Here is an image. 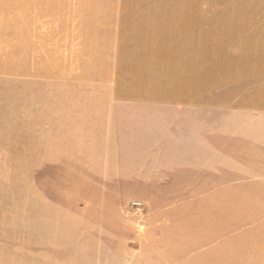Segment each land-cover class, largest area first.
<instances>
[{"label": "rangeland", "instance_id": "obj_1", "mask_svg": "<svg viewBox=\"0 0 264 264\" xmlns=\"http://www.w3.org/2000/svg\"><path fill=\"white\" fill-rule=\"evenodd\" d=\"M122 1L126 0H0V264H172L183 257L188 258L182 264H232L236 255L242 262L250 238L255 242L256 236L264 238L247 229L263 214L259 205L252 209L248 205L260 202H242L240 192L199 190L201 185H217V160L192 180L198 190L166 189L154 198V192L136 189L154 178L144 169L146 161L153 160L149 152L154 143L147 136L178 131L213 137L218 120L222 125L234 118L219 110L216 102L192 109L185 106L184 112L114 111L110 158L96 160L98 171L101 161L107 163V173L81 174L77 171L84 160L49 158L57 150L41 144L40 116L56 100L46 84L74 68L111 66L116 58L110 61V53L102 56L100 50L110 52L113 46L118 32L108 23L109 13ZM148 4L176 6L178 13L191 12V17L206 13L208 50L203 60L209 58L208 70L213 73L226 66L225 71L238 70L242 61L264 57V0H143L139 6ZM123 45L120 42L118 54ZM250 66L263 69V63ZM21 76H26L27 87L43 88L38 95H27V127L19 125L24 121L18 95ZM143 113L146 137L138 142L131 126L137 119L142 121ZM156 113L161 115L160 130L151 127ZM49 121L44 119V124ZM123 125L129 126L127 140L120 136ZM198 196L204 199L163 211L183 197ZM119 202H128L123 217ZM145 202L157 203L149 207ZM81 204L88 205L84 216L78 215ZM156 219L161 223L156 224ZM240 230L236 239L221 240L222 235ZM195 251L199 253L191 257Z\"/></svg>", "mask_w": 264, "mask_h": 264}, {"label": "crops", "instance_id": "obj_2", "mask_svg": "<svg viewBox=\"0 0 264 264\" xmlns=\"http://www.w3.org/2000/svg\"><path fill=\"white\" fill-rule=\"evenodd\" d=\"M142 1H122L120 7L109 13L108 23L118 33L113 35L110 52H100L103 53L102 56L110 53V61L116 58L111 66L101 69L90 66L89 70L74 68L63 72L62 77L58 76L47 82L46 89L55 96L56 101L42 110L41 144L49 143L57 150L56 155L49 158L84 160L78 173H107V163L101 161V171H98L96 160L110 158L108 147L112 142V121L116 116L114 111L127 112L131 108L138 112H158L162 109L184 112L187 107L199 108L209 102H216L219 110H226L234 118L222 125L221 120H218V132L213 137L203 133L181 134L178 131L164 137L159 134L147 136V141L154 143L149 152L152 153L153 160L146 161L144 169L151 172L154 178L152 182L136 189L154 192V198L166 189L181 192L198 190L192 180L202 176L203 170L207 172L214 164L212 160H217V185H206L204 188L201 185L199 190L240 192L239 199L242 202H260L248 205L251 209L259 205L263 214H258L247 229L252 234H264V57L257 60L253 56L249 61H242L240 70L228 72L225 71L226 66L213 73L208 70L209 58H205L209 23L206 13L191 17V12L178 13L176 6H139ZM130 4L133 6H129ZM178 27L181 28V34H178ZM120 42L124 43L121 55L118 54ZM114 49L115 54L112 52ZM104 59L99 58L101 62ZM251 63H263L260 67L263 69L253 70ZM232 65L234 66L233 62ZM19 79L18 95L20 104L24 107V111L20 110V117L24 121L19 125L27 127L26 114L30 111L27 95H38L43 88L42 85L27 87L26 76ZM48 84H56V87ZM32 109H35L34 105ZM154 117L156 124L151 127L160 130L161 115L156 113ZM46 118L51 120L47 125L44 124ZM142 118V121L137 119V124L131 126V132L140 142L146 137L144 132L147 130L144 113ZM121 128L120 136L127 140L130 137L129 126L123 125ZM25 130L29 131L28 128ZM142 156L144 152L136 154V157ZM121 173L125 175L123 168ZM127 184L134 182L121 183ZM121 187L129 189L128 186ZM243 194L248 198H242ZM203 199V196L183 197L180 201L165 206L163 211ZM127 203L119 202L122 217L123 207ZM156 203L145 202L149 207ZM87 206L79 205L78 215H86ZM161 221L162 219H156L155 223ZM242 232L243 230L235 231L227 234L228 236L224 234L221 240L224 243L229 238L236 239ZM250 239L249 246L242 250V262H239L240 257L236 255L232 264H264V238L256 236V242L253 238ZM198 253L193 252L191 257ZM187 258L183 257L172 264H182ZM128 264H132L131 261Z\"/></svg>", "mask_w": 264, "mask_h": 264}, {"label": "built area", "instance_id": "obj_3", "mask_svg": "<svg viewBox=\"0 0 264 264\" xmlns=\"http://www.w3.org/2000/svg\"><path fill=\"white\" fill-rule=\"evenodd\" d=\"M135 204H136V205H138V204H139V202H135Z\"/></svg>", "mask_w": 264, "mask_h": 264}]
</instances>
